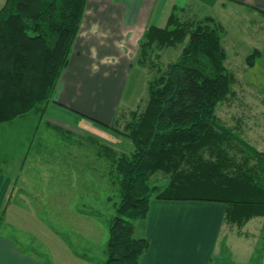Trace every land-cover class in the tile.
Wrapping results in <instances>:
<instances>
[{
	"label": "trees",
	"instance_id": "1",
	"mask_svg": "<svg viewBox=\"0 0 264 264\" xmlns=\"http://www.w3.org/2000/svg\"><path fill=\"white\" fill-rule=\"evenodd\" d=\"M87 1L6 0L0 9V124L44 114L69 65ZM225 32L211 14L175 8L164 27L150 26L140 41L135 63L148 77L144 105L120 107L112 124L88 117L134 147L119 153L88 137L107 155L119 191L103 264H140L150 242L135 237V226L154 199L224 203L225 223L238 235L264 217V149L240 137L249 107L238 94L247 85L226 64ZM259 55L255 50L246 58L250 67ZM234 99L244 112L230 124L218 112ZM158 173L163 184L152 182Z\"/></svg>",
	"mask_w": 264,
	"mask_h": 264
},
{
	"label": "crops",
	"instance_id": "2",
	"mask_svg": "<svg viewBox=\"0 0 264 264\" xmlns=\"http://www.w3.org/2000/svg\"><path fill=\"white\" fill-rule=\"evenodd\" d=\"M5 2L0 0V9ZM175 8H187L191 14H211L224 26L227 65L247 86L259 88L264 99V0H88L69 65L44 114L30 113L0 124V264H52L46 253L50 249L45 248L46 254L40 257L24 247L20 236L27 240L25 234L14 235L10 227L1 230L2 214L13 196V174L19 171L26 176L36 141L33 127L23 135L17 132L14 139H6L4 131L17 127L22 132V128L29 126L28 117L34 114L37 131L45 123L47 130L78 136L72 142L84 147V159L74 156L73 160L86 171L88 137L119 153H130V141L126 144L120 135L88 119L105 124L114 119L131 75L136 71L143 76L135 65L143 34L150 26L164 27ZM228 48L234 50V61ZM255 50L260 55L247 71L246 58ZM136 98L130 95L122 102L130 108ZM7 142L15 150L11 159H5L6 154L1 153ZM42 142L41 151V146L47 144ZM96 155L103 156L99 150ZM70 172L66 175L76 176L75 169ZM225 212L226 205L219 202L152 200L147 218L138 221L134 231L136 238L150 242L140 264H215L218 251L222 254L224 243L227 247V233L232 232L225 223Z\"/></svg>",
	"mask_w": 264,
	"mask_h": 264
},
{
	"label": "rangeland",
	"instance_id": "3",
	"mask_svg": "<svg viewBox=\"0 0 264 264\" xmlns=\"http://www.w3.org/2000/svg\"><path fill=\"white\" fill-rule=\"evenodd\" d=\"M228 51L230 59L234 61V50L228 48ZM239 51H243V48H239ZM169 55L176 56L174 51H170ZM246 67L247 71L251 69L247 62ZM141 70L143 76L134 71L123 93L122 101L130 95L137 96L135 101L131 102L130 108H136L139 104L144 105L147 99L148 77L145 70ZM238 96L244 98L245 107H249V109L244 108L248 115L244 118L240 137L253 147L262 150L264 149V112H262L264 99H261L259 88L247 86ZM122 101L121 108L124 106ZM231 105L233 106L229 107L227 103L224 104L218 112L219 117L230 124L234 122L233 115L238 113L241 117L244 112L241 113L243 109L239 101L234 99ZM124 108L128 107L124 106ZM28 118L27 129L22 128L21 132L17 127H13V130L3 133L6 139H14L18 136L17 132L23 135L33 127L36 141L26 176L19 171L13 174V196L7 201L2 214L1 230L10 227L14 235L25 234L27 240L20 236L21 241H24V247L39 254L40 257L49 254L48 258L52 264H103L106 260L104 251L109 235V224L114 216L113 203L119 201V191L115 186L117 183L114 182L116 173L110 167L107 155L97 157L99 145H96V148L88 144V171H86L75 164L76 159L73 160L74 156L82 160L84 159L82 155L85 154L84 147H78L72 142V138L78 137L77 135L60 133L54 129L47 130L44 127L45 123L42 129L37 131L38 121L35 123V115L31 114ZM109 121L110 124L114 123V119ZM123 137L121 136L123 141L130 144L131 141ZM40 141L47 143L41 146L42 151ZM65 150L68 152L64 155ZM14 152L8 142L1 149V153L7 156L5 159H11ZM37 152L39 156L36 155ZM69 154L72 155V159ZM71 165H76L75 177L66 175V173L71 174L70 170H74ZM4 167L6 166L2 165V168ZM165 180L164 174L158 173L152 182L163 184ZM87 183L88 188H86ZM256 218L244 227L243 231L248 234L246 237L237 236L236 228L230 230L232 234L227 233L225 254L222 257L220 250L217 254V259L220 257V261L222 260L221 264H264V218ZM45 248L50 251L46 252Z\"/></svg>",
	"mask_w": 264,
	"mask_h": 264
}]
</instances>
